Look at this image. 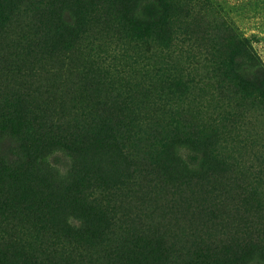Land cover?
Masks as SVG:
<instances>
[{
  "label": "rangeland",
  "instance_id": "rangeland-1",
  "mask_svg": "<svg viewBox=\"0 0 264 264\" xmlns=\"http://www.w3.org/2000/svg\"><path fill=\"white\" fill-rule=\"evenodd\" d=\"M0 264H264V0H0Z\"/></svg>",
  "mask_w": 264,
  "mask_h": 264
},
{
  "label": "bare ground",
  "instance_id": "bare-ground-1",
  "mask_svg": "<svg viewBox=\"0 0 264 264\" xmlns=\"http://www.w3.org/2000/svg\"><path fill=\"white\" fill-rule=\"evenodd\" d=\"M199 201L197 198L184 196L169 208L170 211L167 214V220L172 224V229L178 230L190 227L195 216L193 206Z\"/></svg>",
  "mask_w": 264,
  "mask_h": 264
}]
</instances>
